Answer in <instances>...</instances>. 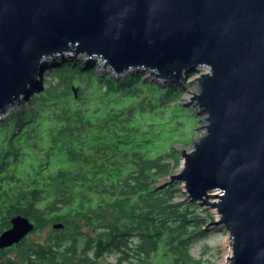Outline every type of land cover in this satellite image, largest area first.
<instances>
[{
  "label": "trees",
  "instance_id": "1",
  "mask_svg": "<svg viewBox=\"0 0 264 264\" xmlns=\"http://www.w3.org/2000/svg\"><path fill=\"white\" fill-rule=\"evenodd\" d=\"M146 74L70 59L0 120V235L17 216L35 225L0 264H210L192 253L203 207L162 183L193 113L177 83Z\"/></svg>",
  "mask_w": 264,
  "mask_h": 264
},
{
  "label": "water",
  "instance_id": "2",
  "mask_svg": "<svg viewBox=\"0 0 264 264\" xmlns=\"http://www.w3.org/2000/svg\"><path fill=\"white\" fill-rule=\"evenodd\" d=\"M66 52L116 77L199 74L189 102L203 136L168 179L217 210L230 264H264V0H0V119L45 90V63ZM34 229L13 218L0 251Z\"/></svg>",
  "mask_w": 264,
  "mask_h": 264
},
{
  "label": "rangeland",
  "instance_id": "3",
  "mask_svg": "<svg viewBox=\"0 0 264 264\" xmlns=\"http://www.w3.org/2000/svg\"><path fill=\"white\" fill-rule=\"evenodd\" d=\"M53 57L54 58L48 59L47 63H45V65H44V70H45L44 71V78H45V82H46L45 83V90L51 84L50 82H47V80L52 79L51 76H50L51 78H49V72L53 73L56 70L57 66H64L70 59H80V60H82V63L86 66H88V65L90 66L92 64L96 65L98 74L103 76V77L105 75H111L110 74L111 71H109V70H105V72L102 71V67H101L102 62L100 59L88 61L87 57H85L83 55H75L72 52H66V53H64V55L58 53ZM77 63H78V61H77ZM131 72H133V71H131ZM129 73H127V74H129ZM137 73H139V72L137 71ZM145 73H147L145 76L146 79L158 81L159 83H161L162 86H164L168 82L177 83L178 86L181 88V90H183L182 91V94H183V101L182 102H183L184 106L186 108H189V110L193 113L192 117H194V118H192L191 116L189 117L187 115V116H185V118H187V119H184V121H187L186 135H187V138L189 140L188 141H182L184 143H176V145L174 146L176 151H178V153L180 155V160H179V163L173 165L174 170H173V173L171 176L178 175L182 169V166H183V159L181 158L182 157L181 151L186 150L187 152H191L192 147H193V143L196 142L200 137L203 136V129L202 128L205 126V123L203 122L205 116L200 115L198 108L194 104L189 102V99L191 97H193V94L197 91V86H196V83L194 82V80L199 76V74L198 73L187 74V75H185V78H180V80L176 79L175 81H163V80L153 79V77H152V75H150V73H148V72H145ZM127 74H124V75L122 74L121 76H119V78L125 77ZM114 76L115 75H111V77H114ZM38 94H39L38 92H35V93H33V96L38 95ZM33 96L28 101H31ZM28 101H24V102H28ZM20 106H18V107H20ZM18 107H16V108H18ZM171 113L175 118H177L176 110L171 108ZM8 115L4 116L2 119L7 117ZM188 121H189V124H188ZM162 183L163 184L175 183V184L179 185V194H180L179 202H186L185 200H187V202L190 201L191 203L197 202V201H191L188 198V196H187L188 194L186 193V191L183 188L181 183L171 182L168 178L163 180ZM201 206L204 209L203 212H201V213L196 212L195 216L201 218L200 220L203 222L202 224H203L204 234L202 235V237H200L194 243V246L192 248V253L196 258H203L204 260L209 261L210 264H224V262H226L224 260L225 256H227L230 253V251H232V248L229 244V242H230L229 241V232L225 226L219 225L220 215L216 209H213V208L207 207V206H203L202 204H201ZM46 233H47V231H45L43 235H45ZM226 264H230V260L227 261Z\"/></svg>",
  "mask_w": 264,
  "mask_h": 264
},
{
  "label": "bare ground",
  "instance_id": "4",
  "mask_svg": "<svg viewBox=\"0 0 264 264\" xmlns=\"http://www.w3.org/2000/svg\"><path fill=\"white\" fill-rule=\"evenodd\" d=\"M93 60H97V59H93ZM101 62H102V61H101ZM101 64L103 65V62H102ZM102 65H101V66H102ZM106 70H108V69H106ZM231 255H232V251H230V253H229L227 256H225V259H224V260H225L226 262H224V264H226L227 261L230 260V259H228V258H231Z\"/></svg>",
  "mask_w": 264,
  "mask_h": 264
}]
</instances>
